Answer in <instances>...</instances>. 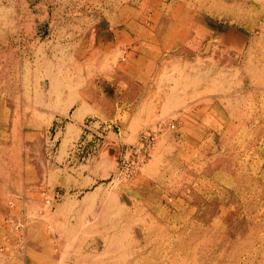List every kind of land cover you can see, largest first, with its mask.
<instances>
[{"label":"rangeland","instance_id":"1","mask_svg":"<svg viewBox=\"0 0 264 264\" xmlns=\"http://www.w3.org/2000/svg\"><path fill=\"white\" fill-rule=\"evenodd\" d=\"M0 264H264V0H0Z\"/></svg>","mask_w":264,"mask_h":264}]
</instances>
